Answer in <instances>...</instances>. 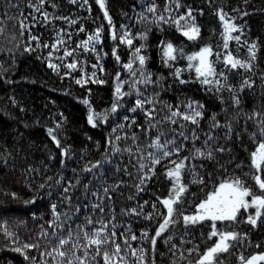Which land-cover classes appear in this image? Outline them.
<instances>
[{
    "label": "trees",
    "instance_id": "16d2710c",
    "mask_svg": "<svg viewBox=\"0 0 264 264\" xmlns=\"http://www.w3.org/2000/svg\"><path fill=\"white\" fill-rule=\"evenodd\" d=\"M178 2L179 9L173 2L168 5L171 12H165L168 0H105L112 21L110 25L97 0H87V3L85 0H76V3L45 0L39 12L34 10L39 6V0H0V264H66L67 259L75 261L76 257L86 259V264H104L103 252L112 251L111 243L101 248L100 255L96 254L93 245L87 247V257L83 250L85 233L90 236L94 230H99L101 222L107 224L105 234L117 233L116 242L122 249L125 245L121 234H126L132 249L143 255V264H195L218 237L209 239L211 221L185 227L183 215L195 214L196 205L206 199L207 193L223 180L237 176L260 194L252 179L256 172L250 167V153L261 141L257 128L259 117L254 122L235 114L237 111L264 113V80L261 79L264 76V0ZM153 3L157 6L155 15L147 11ZM188 8L193 10L195 23L200 28L195 40L182 35V29L178 30L175 23L154 22L160 15L169 21L176 20ZM220 8L237 17L235 24L243 26L242 35L233 34L241 36V44L230 41L227 50L223 48V28L216 15ZM244 12L248 14L243 15ZM98 29L99 42H89L86 51L84 42ZM125 32L133 40L131 46L120 43ZM141 34L146 38L140 39ZM244 41L258 45L252 71L226 69L223 63L226 51L242 60L248 57ZM167 43L178 50L170 67L165 66L162 59ZM141 45L144 48L140 55L146 57L145 68L151 73L153 83L137 82L141 76L133 52ZM202 47L212 49L213 55L209 59L217 72H225L227 81L221 80V83L239 90L243 79L252 81V88L239 91V108L233 106L230 92H218L214 85L201 84L195 68H189L187 57ZM65 51L71 55L65 56ZM130 60H133L135 76L123 67ZM73 63L75 68H69L68 65ZM196 63L192 61L193 65ZM50 64L56 67L52 68ZM175 69H180V78L186 83L180 84L175 78ZM118 83L125 93L119 101L115 94ZM146 98L154 100V104L146 103L144 108L156 109L155 120L148 121L142 109L132 111L138 99ZM85 99L93 113L102 114L95 121V127L88 123L89 105L82 102ZM189 100L204 106L198 127L179 118L177 124H156L167 113L165 104L174 107ZM114 102L118 103L115 113L111 112ZM180 110L185 111L183 107ZM213 114L221 124L232 119L231 139H224V128L211 127ZM153 124L156 127H151ZM180 124L185 125L183 131L188 140L176 135L181 130ZM160 131L165 133L160 137L161 143L175 138L178 145H183L179 155L156 165L150 160L140 161L141 155L147 157L154 152L147 145ZM193 131L199 139H192ZM209 133L217 139L209 141L208 148L214 150L224 145L231 151L215 152L213 160L192 159L195 149L207 150L204 141ZM133 134L137 137L135 144L131 139ZM137 145L141 148L140 153L129 155L124 151L132 148L135 153ZM117 148L120 151H115ZM184 157H190L181 174V182L187 191L181 202L174 205L177 223L157 238L153 251L151 240L141 234L147 232L149 237L154 236L167 215L166 208L157 198H168L172 181L165 173L174 166L171 161ZM138 161L148 164L153 172H148L147 168L140 172ZM97 162H100L99 166L92 168ZM85 168H91V171H85ZM188 169H194L204 183H193V175ZM145 173L151 179L142 186L143 190L137 191L138 177ZM259 174L264 179V172ZM104 188H109L107 196ZM93 205L102 206L104 211ZM132 209L139 214H131ZM254 211L249 209L245 213L241 210L239 223L216 222L219 230L235 231L240 236L229 242L232 247L228 252L218 254L223 264H240L241 255L250 258L264 253V223L258 221L253 228L243 222ZM89 220L93 223L89 224ZM50 224L53 226L49 227ZM131 235L137 239L132 241ZM61 238L69 241L61 249L68 253L65 259L53 251ZM25 244L31 247L25 249ZM73 245H78L74 255ZM17 248L21 251H16ZM140 249H143L142 253ZM189 250H193L191 254ZM50 252L52 255H47ZM121 255L125 254L122 252ZM125 259L128 264H139L131 253L125 255Z\"/></svg>",
    "mask_w": 264,
    "mask_h": 264
},
{
    "label": "snow or ice",
    "instance_id": "6c2138e0",
    "mask_svg": "<svg viewBox=\"0 0 264 264\" xmlns=\"http://www.w3.org/2000/svg\"><path fill=\"white\" fill-rule=\"evenodd\" d=\"M45 0H39V6H35L34 10L39 12L40 8L44 4ZM70 3H76V0H69ZM175 2L176 8L179 9L181 7L178 0H168V4L165 6L164 11L165 12H171V8L168 6ZM246 2V0H245ZM85 3H87V0H85ZM97 3L99 4L100 8L104 10V17L108 20V23L111 25L112 21L109 17L108 11L105 7V0H97ZM32 7V5H29ZM148 12L153 13V15L157 12V6L153 3L151 7L147 9ZM233 11H238V9H233ZM247 12H244L243 15H247ZM216 15L218 16L223 31H222V37H223V48L227 50L229 48V42L235 41L237 44H241V36L240 35H233L234 33H241L243 34V26L235 24V19L237 17L230 16L227 12L223 10V8H220ZM48 19V15L45 14V20ZM142 19H146V17H142ZM181 21H184V24H181ZM156 23L160 22H172L177 25L178 30L182 29V35H184L189 40H195L198 38L200 33V28L195 23V17L193 15V10L191 8H188L187 12L184 15H180L178 19L176 20H166L163 15H160L156 17V20L154 21ZM71 23H75V21H71ZM21 28L23 29L24 24L21 22ZM83 31V29H81ZM140 39H145L146 37L141 34L139 37ZM32 39H37L33 37ZM100 39V30L98 29L96 34L90 35L88 37V41L84 42L85 50L88 51V43L92 41L99 42ZM113 39H116V36L113 35ZM120 43L121 44H127L129 46L132 45L133 40L129 36L128 32H125L122 37H120ZM244 45L247 47L248 51V57L244 60L234 57V55L231 52H227L223 55V63L225 65L226 69L229 70H237V69H243L245 71L251 72L253 68V64L256 60L257 55V47L258 45L255 42L248 43L247 41L243 42ZM47 47V45H45ZM53 48H55V45H53ZM144 48V45H141L139 47H136L133 52V57L135 61H138L139 69L141 79L137 81L138 83H153L151 80V73H148L145 68L146 64V57L144 55H140L142 49ZM27 50V49H26ZM94 51V49H92ZM178 50L174 48V46L171 43H167L163 47V63L165 66L170 67V62L174 61L177 57L174 53H176ZM71 55L70 52L65 51V56ZM113 55H115V51L113 52ZM213 55L212 49L209 47H202L197 53H194L191 56H188L187 59L189 61V68L194 67L195 72L197 75V79L199 82L203 85H214L216 86V91H223L227 90L230 92L231 100L233 106L239 108V105L241 104V100L239 97V91H242L244 88H252L253 83L250 79H243L240 89L237 90L236 88L232 86H226L225 83H221V80L227 81V76L225 75L224 71L217 72L214 63L209 59ZM217 59H220V54L217 53ZM117 61H119V57L117 56ZM192 61H196L197 63L195 65L192 64ZM52 68H55V65L50 64L49 65ZM75 64H69V68H75ZM123 67L125 69L130 70V74L132 76L136 75V71H132L133 69V60H130L127 64H124ZM174 76L177 80H179L180 84L186 83L185 80L180 78V69L174 70ZM262 80H264V76L261 77ZM117 80H119V74H117ZM95 82V81H94ZM77 83H81V81L77 80ZM158 83V81L156 82ZM115 94L117 101L125 94L121 91V86L118 83L115 88ZM85 105H89L88 100L82 101ZM154 104L153 99L146 98L145 100H137L135 108L132 109L133 112L136 111V109H142L144 111L145 116L147 117L148 121L155 120L154 113L156 109L150 108L145 109V104ZM118 103L114 102L111 108V112L115 113L117 111ZM167 109V113L163 117V120L156 121V124L161 123H170V124H177L179 120H183L185 122L191 123L193 125L199 126V120L203 116V105H200L194 101H186L182 102L181 104H177L174 107L172 105L165 104L163 106ZM184 108L185 111H181V108ZM102 114H95L93 113L91 106L89 105V115H88V123L92 125L93 127L96 126L95 121L100 117ZM236 117L243 116L246 121L252 120L256 121L259 117V123H257V128L259 129V136L261 138V141L258 143V146L255 148L254 151L250 153V160L251 165L250 167L255 170L256 174L252 176V179H254L256 186H258L260 190V194H257L252 190L251 187L246 186L244 180L237 176L228 180H223L218 187H216L213 191L207 193L206 199L201 201L198 205H196V212L193 215H183V223L185 227L189 225H196L203 221H211V233L209 236V239L212 237H218L215 244L211 247H209L202 255L199 256V259L195 262V264H223V261L219 258L220 253H226L229 251V248L232 247V245L229 243L230 241H236L240 239V236L235 231H221L217 228V221H228V222H234L239 223L241 222L239 218L241 210L243 212L248 213L249 209H255L254 213H249L246 217V220H243V222L250 224L253 228L257 226L258 221L261 223H264V220H261V217H264V179H262L261 175L259 173L264 172V113L261 112H252L249 113H243L241 111H237L235 114ZM107 117L104 116V119ZM127 119V117H125ZM211 127L213 129L215 128H224L225 134L224 139L228 140L232 138V133L234 131L233 128V121L232 119H229L226 123L221 124L217 119L216 115L213 114L211 117ZM120 127H123L121 125ZM151 127H156L155 124L151 125ZM185 128L184 124H180V131L176 132V135L179 137H182L184 140H188L189 137L186 135V133L183 131ZM171 131L175 132V129H172ZM52 130L49 129V134L51 135ZM165 133L163 131L159 132V135L152 140L147 147L154 149V152H151L148 154L147 157H144L141 155L140 161L143 160H150L152 165L159 164L161 160L168 159L173 155H179L180 151L182 150L183 145L177 144L176 139H166L163 143L160 142V137L164 136ZM237 137H239L240 133H236ZM256 136V134H253V138ZM117 139H120V137H117ZM131 139L133 140V143L135 144L137 137L135 134L132 135ZM192 139L196 140L199 139V137L196 135L195 131L192 133ZM217 137H214L210 133L207 135V139L204 141L206 151H202L201 149H195V152L192 159H205V160H213L215 159V152L223 153L225 151L230 152L231 149H226L224 145H219L214 150L211 148H208V142L216 140ZM53 140L56 142L57 147H59V142L55 140V137H53ZM115 151H120V149H115ZM124 151L128 152L129 155H135L136 153L141 152V148L139 145L136 146L135 153L133 152L132 148H126ZM156 153H159L157 155ZM190 157H184L183 159L179 161H171V163L174 165L172 168H169L165 175L172 181V189L169 193L168 198L166 199H160L159 197L157 199L160 200V203L166 208L167 215L163 218V222L160 223L158 229L155 232V235L152 237H149V234L147 232H143L141 235L145 239H150L153 251H155V246L157 243V238H159L170 225H174L177 223L176 219H174V216L177 212V210L174 208V205L179 204L181 202V198L183 194L187 191V188L184 184L181 182V174L185 170L186 165L185 161L189 160ZM139 162V161H138ZM100 162H97L96 164L92 165V168H96L99 166ZM223 167V165H221ZM239 167V165H237ZM148 169V172H153V169L148 166V164L139 162V171L144 172V169ZM85 171H91V168H85ZM126 171V169H125ZM188 171L191 172L193 175V183H200L203 184L204 180L202 178H199L197 174L195 173L194 169H188ZM154 174V173H153ZM139 184L136 185L137 191H141L142 186L145 184V182L149 179H151V176L147 173L141 175L138 177ZM43 187V185H41ZM68 189H65V192H67ZM104 194L107 196L109 192V188H104ZM94 195H98L97 193H94ZM147 203V202H145ZM94 208H99L101 212L104 211L103 207L100 205H93ZM155 207V205L153 206ZM55 209V206H53ZM129 214V213H125ZM131 214H139L136 209L131 210ZM149 219L151 217H148ZM89 224L93 223L91 220L88 221ZM53 225H49V227H52ZM113 228H115V225H113ZM105 229H107V224L104 222H101V226L99 230H94L92 234L89 236L87 233H85L84 240L86 241V244L83 246L85 257H87V247L89 245H93L96 247V254L100 255L101 248L103 246L108 245L111 243L113 246L112 251L108 252L105 250L103 252V260L104 264H128L127 260L125 259V255L128 253H131L133 257H135L139 264H143L144 257L143 255H138L137 250L132 249L129 238L126 234H121L124 240L125 247L122 249L121 245L116 242L117 233L115 231H112L110 234H105ZM46 235V234H45ZM71 235V233H69ZM130 239L132 241H135L137 237L135 235H131ZM169 240L171 237L168 238ZM69 241L65 240L63 238L59 239L58 241V247L54 248L53 251L55 254L62 259H65L68 257V253L65 251H62L64 245H66ZM167 243V241H166ZM30 245L25 244L24 248H30ZM78 247V245H73V249L71 250L73 255L75 254V249ZM173 249H175V245L172 246ZM257 247H260V245H257ZM16 251H21V249L17 248ZM193 250H189V254H191ZM124 253L125 255H121V253ZM140 253L143 252V249L139 250ZM47 255H52V253H47ZM27 258V257H26ZM240 264H264V253L252 255L250 258H245L244 256L239 257ZM66 264H86V259H82L80 257H76V260L67 259Z\"/></svg>",
    "mask_w": 264,
    "mask_h": 264
}]
</instances>
